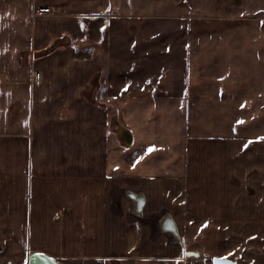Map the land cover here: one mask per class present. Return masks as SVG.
Segmentation results:
<instances>
[{
    "label": "crops",
    "instance_id": "0c3cea01",
    "mask_svg": "<svg viewBox=\"0 0 264 264\" xmlns=\"http://www.w3.org/2000/svg\"><path fill=\"white\" fill-rule=\"evenodd\" d=\"M33 253L264 264V0H0V264Z\"/></svg>",
    "mask_w": 264,
    "mask_h": 264
},
{
    "label": "water",
    "instance_id": "95a60500",
    "mask_svg": "<svg viewBox=\"0 0 264 264\" xmlns=\"http://www.w3.org/2000/svg\"><path fill=\"white\" fill-rule=\"evenodd\" d=\"M27 264H60L42 253H33L29 256ZM212 264H234L228 259H214Z\"/></svg>",
    "mask_w": 264,
    "mask_h": 264
},
{
    "label": "rangeland",
    "instance_id": "374dc122",
    "mask_svg": "<svg viewBox=\"0 0 264 264\" xmlns=\"http://www.w3.org/2000/svg\"><path fill=\"white\" fill-rule=\"evenodd\" d=\"M36 7H38V6H36ZM35 8H34V11H35ZM154 30L155 29H153V28H149L147 31L150 35V34H153ZM161 31L163 32V36H165V38L166 37L169 38L171 36H183V35H186L188 33L184 28H180L175 23L166 24L163 27V29L160 30V33H161ZM53 219H55V218L53 217Z\"/></svg>",
    "mask_w": 264,
    "mask_h": 264
},
{
    "label": "built area",
    "instance_id": "2783aa9c",
    "mask_svg": "<svg viewBox=\"0 0 264 264\" xmlns=\"http://www.w3.org/2000/svg\"><path fill=\"white\" fill-rule=\"evenodd\" d=\"M51 10L47 7H36L35 11L33 12L34 16H38V15H47L50 14ZM40 82V74L39 73H35L32 77V83L33 84H38Z\"/></svg>",
    "mask_w": 264,
    "mask_h": 264
}]
</instances>
